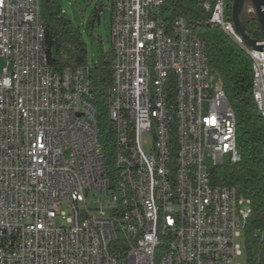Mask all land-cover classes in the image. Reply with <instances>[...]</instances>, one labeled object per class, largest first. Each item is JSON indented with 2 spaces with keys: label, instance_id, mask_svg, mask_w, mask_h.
Instances as JSON below:
<instances>
[{
  "label": "built area",
  "instance_id": "built-area-1",
  "mask_svg": "<svg viewBox=\"0 0 264 264\" xmlns=\"http://www.w3.org/2000/svg\"><path fill=\"white\" fill-rule=\"evenodd\" d=\"M106 4L111 101L136 208L118 206L104 162L93 65L56 73L41 0H0V264H240L251 201L213 184V170L240 163L241 154L236 114L205 46L183 18L170 29L160 20L164 0ZM204 7L212 28L224 22L242 39L229 0ZM245 46L259 68L264 112V49ZM147 75L154 85H145ZM145 86H153V103H145ZM148 111L157 130L148 128Z\"/></svg>",
  "mask_w": 264,
  "mask_h": 264
},
{
  "label": "trees",
  "instance_id": "trees-1",
  "mask_svg": "<svg viewBox=\"0 0 264 264\" xmlns=\"http://www.w3.org/2000/svg\"><path fill=\"white\" fill-rule=\"evenodd\" d=\"M204 2L214 0H164L160 20L170 29L177 18H183L191 28L193 38L205 46L210 70L218 75L237 118V143L241 161L236 165L217 167L213 170V184L235 187L239 194L251 201V215L244 238L248 264L264 263V120L253 97L252 59L243 48L209 23L211 12ZM233 0H229L228 18L232 17ZM107 9L99 3L87 23L86 33L95 39V25L100 14ZM41 21L45 28V47L49 65L60 73L66 68L88 64V46L84 34L63 10L62 0H41ZM245 27L251 38L264 41V31L259 28L254 14L244 17ZM97 63L89 73L92 83L93 106L97 112L99 142L104 153V162L118 185L116 166V132L110 119L111 88L113 84V55L106 51L100 41Z\"/></svg>",
  "mask_w": 264,
  "mask_h": 264
},
{
  "label": "bare ground",
  "instance_id": "bare-ground-1",
  "mask_svg": "<svg viewBox=\"0 0 264 264\" xmlns=\"http://www.w3.org/2000/svg\"><path fill=\"white\" fill-rule=\"evenodd\" d=\"M220 0H214V4H219ZM163 4H160V10ZM145 22H152V15H145ZM186 22V21H185ZM222 32L239 44L243 50L249 55L253 62V52L245 46V42L242 39H237L234 36V32L231 30L224 29V22L214 23ZM189 27V25H188ZM5 61L14 62V53H5ZM253 72V97L256 102L258 111L264 120V112L262 110V105H260L259 99V68L256 64L252 65ZM145 85H154V75H147L145 77ZM60 90L62 92H71V85H69L68 79H60ZM154 100V89L153 86H145V103H153ZM110 119L115 125L116 132V166L118 167V185L115 188V193L118 195V206L136 208V201H129V193H127V184H129L128 176V166L123 163V153L120 152L122 149V141H124V129H122V122H119L118 117H116L114 104L111 103L110 107ZM148 128L149 130H157V119H155V111H148ZM155 232H162V224H155Z\"/></svg>",
  "mask_w": 264,
  "mask_h": 264
},
{
  "label": "rangeland",
  "instance_id": "rangeland-1",
  "mask_svg": "<svg viewBox=\"0 0 264 264\" xmlns=\"http://www.w3.org/2000/svg\"><path fill=\"white\" fill-rule=\"evenodd\" d=\"M99 3H104L107 6L106 0H62L64 12L84 34L88 46V61L93 66L98 61L100 41L102 42L103 49L106 51L111 49V13L108 8L100 14V24L97 23L95 25V39H92L86 33L87 23L89 22L95 7ZM248 13L254 14L251 10L246 12V14ZM248 210L249 205L246 203L242 206V211L247 212ZM239 243L242 249V256L239 258V263L248 264L245 238L242 237Z\"/></svg>",
  "mask_w": 264,
  "mask_h": 264
},
{
  "label": "water",
  "instance_id": "water-1",
  "mask_svg": "<svg viewBox=\"0 0 264 264\" xmlns=\"http://www.w3.org/2000/svg\"><path fill=\"white\" fill-rule=\"evenodd\" d=\"M254 13L259 28L264 31V0H233L231 21L244 42L254 50L262 51L264 42L254 40L248 33L244 17L249 9Z\"/></svg>",
  "mask_w": 264,
  "mask_h": 264
},
{
  "label": "flooded vegetation",
  "instance_id": "flooded-vegetation-1",
  "mask_svg": "<svg viewBox=\"0 0 264 264\" xmlns=\"http://www.w3.org/2000/svg\"><path fill=\"white\" fill-rule=\"evenodd\" d=\"M249 9V8H248ZM250 10V9H249ZM248 11V10H247Z\"/></svg>",
  "mask_w": 264,
  "mask_h": 264
}]
</instances>
